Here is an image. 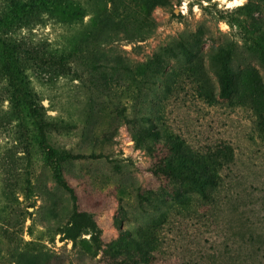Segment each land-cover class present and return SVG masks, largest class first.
<instances>
[{
	"label": "rangeland",
	"instance_id": "rangeland-1",
	"mask_svg": "<svg viewBox=\"0 0 264 264\" xmlns=\"http://www.w3.org/2000/svg\"><path fill=\"white\" fill-rule=\"evenodd\" d=\"M45 1L5 40L40 57L78 43L91 61L56 78L22 56L26 103L9 86L0 45V264H108L103 250L121 237L153 253L146 264H264V65L241 27L264 19V0H169L152 13L155 30L136 35L104 19L110 0H79L87 12L79 21ZM99 29L112 36L91 56L88 36ZM228 44L235 82L222 97L211 56ZM149 62L156 77L139 90L130 75L139 78ZM49 147L84 156L58 162L96 225L76 240L73 228L84 223L75 227ZM177 157L206 164L215 185L203 195L163 176L161 166Z\"/></svg>",
	"mask_w": 264,
	"mask_h": 264
},
{
	"label": "trees",
	"instance_id": "trees-1",
	"mask_svg": "<svg viewBox=\"0 0 264 264\" xmlns=\"http://www.w3.org/2000/svg\"><path fill=\"white\" fill-rule=\"evenodd\" d=\"M6 4L5 10L0 12V45L3 47L7 55V63L5 69L9 73V86L15 90L17 96L22 97L26 103L31 102V93L29 92L28 84L21 75L18 67L19 60L22 56L34 61L40 66L46 75H52L56 78L71 75V63L77 62L80 59H85L86 56H81L82 51L79 44H75L73 50H62L49 55L48 57H40L38 53L24 49L21 45L10 43L5 40V36L19 25H30L31 20L37 15V10L46 5L45 0H3ZM52 3L60 8L62 15L72 21H79L87 16L86 9L79 0H52ZM111 8L104 15V19L108 21L114 28L115 32L130 31L136 34L152 33L157 23L152 18L153 11L158 7H165L169 4V0H110ZM250 5H244L240 10L249 9ZM246 36L250 41H254L255 50L260 57L261 63L264 65V19H254L250 27L241 26ZM105 30H97L92 35H89L88 49L89 55L93 56L97 46L102 44V39L111 37ZM200 36L196 35L194 47H197L200 41ZM87 42V43H88ZM250 48V50H252ZM170 55L176 57L174 49L170 48L166 51ZM187 53H190L189 51ZM192 54V53H190ZM236 55L234 47L231 45H221L213 50L211 60L217 67V75L221 87V96L227 97L233 93L235 74L232 68L233 59ZM90 57V56H89ZM86 60L89 62V58ZM91 58V57H90ZM95 63L91 62V67H95ZM93 72V71H92ZM161 73V71H160ZM134 74V73H133ZM157 71H154L151 62L147 63L143 68L139 78L130 75L131 82L134 83L139 90L149 86L151 81H154ZM91 75H94L91 73ZM264 87V85H263ZM30 116L35 117L39 114L35 107L30 105ZM259 129L264 131V114L257 122ZM138 146L140 141L135 137ZM41 144L44 146V141L41 139ZM47 159L53 161L54 178L56 182L69 194L72 202L73 220L75 227L78 223H84L83 226L73 228L75 234L72 239L76 240L81 234H89L90 229L94 232L96 225L92 218L79 211L78 197L75 190L68 185L62 175V170L58 162L78 159L84 156L74 155L69 152L62 151L58 153L52 148L47 149ZM175 161L179 162L178 164ZM160 173L165 177H170L178 182H184L196 187L200 193L206 194V189L209 186L215 185V176L209 171L206 164L197 162L187 157H177L174 161H169L166 166H161ZM92 242L97 243L92 237ZM103 260L108 264H146L153 259V253L144 248L138 240L121 237L118 240L109 244L103 250Z\"/></svg>",
	"mask_w": 264,
	"mask_h": 264
},
{
	"label": "bare ground",
	"instance_id": "bare-ground-1",
	"mask_svg": "<svg viewBox=\"0 0 264 264\" xmlns=\"http://www.w3.org/2000/svg\"><path fill=\"white\" fill-rule=\"evenodd\" d=\"M242 1L241 0H233L229 3V6H236V5H241Z\"/></svg>",
	"mask_w": 264,
	"mask_h": 264
}]
</instances>
